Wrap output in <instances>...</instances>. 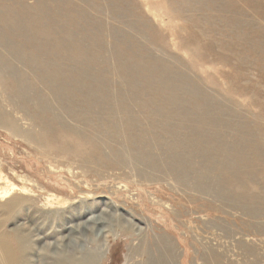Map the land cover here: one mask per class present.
Wrapping results in <instances>:
<instances>
[{"label":"bare ground","instance_id":"obj_1","mask_svg":"<svg viewBox=\"0 0 264 264\" xmlns=\"http://www.w3.org/2000/svg\"><path fill=\"white\" fill-rule=\"evenodd\" d=\"M50 1L52 9L42 0L34 5L0 0V52L5 51L0 53V129L68 179L61 187L56 172L59 178L51 186L52 181L35 182L0 165V264H36L35 251L45 252L50 260L45 264H105L110 251L106 239L114 241L115 236L100 226L106 217L120 215L115 204L85 205L84 200L93 194L117 197L122 190L128 192L129 177L145 182L172 178L196 194L214 191L219 200L252 217L264 212V131L258 125L255 134L247 115L203 90L193 64L186 70L178 55L166 52L164 57L165 50L176 48L193 61L191 47L178 48L173 31H168V39L162 28L148 40L154 30L141 28L147 23L137 26L138 16L132 13L134 20L126 25L148 42V50L136 42L134 50H121V33L112 31L119 43L106 51L100 29L94 27L89 38L83 34V6H74L73 0ZM103 1L115 17L129 14L125 0ZM194 3L205 0H167L158 6V14L150 11L152 20L162 23L164 15L171 23ZM69 17L75 21L65 25ZM79 33L90 41L89 49H83ZM7 54L23 59L34 80L22 77ZM108 58L117 62L120 82L110 78L108 69L89 70L105 65ZM231 131L242 134L237 137ZM102 206L112 210L95 215ZM21 213L29 226L7 230ZM124 223L121 237L115 235L129 239L124 245L129 257L134 252L145 256L135 264L173 263L164 236L152 237L148 245L144 228L132 220ZM51 224L61 232L50 231ZM87 230L98 240L97 247L83 250L79 245L68 251L70 245L76 247V235Z\"/></svg>","mask_w":264,"mask_h":264},{"label":"rangeland","instance_id":"obj_2","mask_svg":"<svg viewBox=\"0 0 264 264\" xmlns=\"http://www.w3.org/2000/svg\"><path fill=\"white\" fill-rule=\"evenodd\" d=\"M35 1L38 0H22L24 4L29 5H34ZM42 1H45L51 9L54 8L52 1ZM90 1L73 0L74 6H83L85 10L83 25L79 22V26L83 28V34H87L88 38L91 37L94 27H97L103 32L101 45L106 51H110L115 44L118 45L117 41L120 39L123 42L121 50L127 48L134 50V42L148 50L149 46H146L148 42L136 38L133 29L126 25L130 20H134L129 17L132 13L138 16L135 20L137 26L147 23L141 28L154 30L149 36L147 35L148 40L153 37L156 30L160 33L161 28L165 30L163 32L169 39L168 31L172 30L177 47L183 45L191 47L196 58L191 61L186 54L176 48L171 51L165 50L164 57L166 52L178 55L182 60L180 67L186 70L190 64H193L196 69L194 75L199 74L204 83L203 90L225 99L226 105L231 110L247 115L253 131L258 125L264 131V0H205V4L194 3L190 9H184L180 17L171 23L164 15L162 23H154L150 12L158 14L156 12L158 6L166 4L167 0H125L129 14L123 18L115 17L113 15L115 13L103 0ZM7 4H10V1ZM74 21L69 17L65 18L63 23L71 25ZM112 31L120 32L121 38L114 39L115 35ZM83 38L82 33L77 35L83 49H89L90 41H85ZM152 50L154 54H158L154 48ZM0 53L5 54V51ZM4 56H8L9 60L13 61L16 71L22 77L34 80L32 70L23 59L15 60L8 54ZM105 57L109 56L105 55ZM116 64L114 59L108 58L105 65H92L89 70L106 72L108 69L110 78L120 82L115 70ZM222 94L225 97H220ZM231 133L237 137L242 134L238 131ZM262 135L264 138V133ZM24 145L0 129V165L5 166L7 170L13 169L16 175L29 176L35 182L52 181L51 186L57 183L55 179L61 177L58 182L62 183L61 187H63L64 178L67 176L63 172L58 173V169L48 167L46 162L42 163L40 157L33 155ZM129 178V181H126L128 192L122 190L117 197H108L102 193L93 194L84 200L85 205L92 202L115 204L116 214L120 215L119 219L118 216L116 219L105 216L107 220L103 226H100L107 232L112 231L111 234L115 236L114 241L110 236L106 239L110 251L105 264H135L145 260V256H140L137 252L129 257L124 247L130 242L129 239L125 237L120 240L115 235L121 237L122 231L126 229L124 223L126 219L144 228V241L148 245L152 237L164 236L172 247V264H264V212L252 217L243 209L219 200L214 191L196 194L185 186L177 185L171 177V180L151 182L134 179L135 177ZM256 182L263 185L262 180ZM108 185L102 183L105 188L110 187ZM127 196H130L132 201H129ZM103 208L102 206L95 215L101 210H106L107 213L112 210ZM26 213L31 217L30 211L26 210ZM23 215L21 213L14 223L8 224L7 230L19 224L29 226L25 220L26 216ZM90 216H85L83 222ZM32 218L33 221L36 219L34 216ZM56 226L51 224L50 231H59L60 228ZM76 237H78L76 247L70 245L68 251L78 248L79 245H83V250L94 249L99 243L89 230L83 231V234H78ZM61 249L63 250V248L59 250ZM35 252L36 264L50 261L48 257L45 259V252Z\"/></svg>","mask_w":264,"mask_h":264}]
</instances>
